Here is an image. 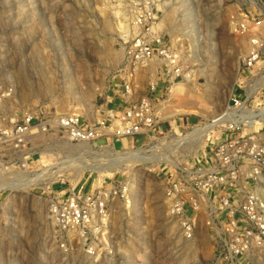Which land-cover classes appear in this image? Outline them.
I'll return each instance as SVG.
<instances>
[{
  "label": "rangeland",
  "instance_id": "374dc122",
  "mask_svg": "<svg viewBox=\"0 0 264 264\" xmlns=\"http://www.w3.org/2000/svg\"><path fill=\"white\" fill-rule=\"evenodd\" d=\"M254 1V11L264 9V0ZM236 2L240 0L169 1L160 30L180 51L191 82H183L182 94L173 93L177 83L171 92L161 93L160 133L92 144L57 141L42 133L33 136L29 159L0 165V264H230L216 262L214 232L204 214L197 216L193 239L183 236L168 212L163 187L172 172L169 157L175 164L202 162L212 144L224 138L223 128L216 126L205 138L194 140L196 133L181 141L215 124L232 95L245 99L254 90L245 111L263 114L244 132L264 143V54L251 73L239 72L250 39L230 32L228 19ZM119 5L128 12L124 0H0L2 114L17 121L40 108L94 123L143 96L152 79L143 73L137 76L134 96H126L128 33L118 30L123 17L112 12ZM113 183L129 185L131 204L110 203L103 228L95 234L81 239L49 221L53 194H88ZM258 189L264 195V182ZM234 264H264V248Z\"/></svg>",
  "mask_w": 264,
  "mask_h": 264
},
{
  "label": "built area",
  "instance_id": "2783aa9c",
  "mask_svg": "<svg viewBox=\"0 0 264 264\" xmlns=\"http://www.w3.org/2000/svg\"><path fill=\"white\" fill-rule=\"evenodd\" d=\"M124 1L131 36H126L124 45V66L130 76L125 92L128 98L134 96L137 76L143 73L152 76L144 95L94 123L79 115H51L40 108L13 121L0 107V165L29 159L31 140L42 133H51L57 141L92 144L107 138H150L161 132V93L185 81L190 73L169 34L158 28L163 1ZM256 4L254 0L236 2L228 19L233 35L250 39L248 55L239 66L242 74L251 73L264 54V9L254 11L251 6ZM251 91L245 99L239 94L231 96L226 111L217 117L223 120L217 126L223 128L224 138L212 144L205 160L175 164L163 187L168 212L186 239L195 235L197 216H206L207 226L214 232L217 263L234 264L264 248V195L258 189L264 180V143L259 136L244 133L249 128L245 106ZM235 134L238 136L233 138ZM128 187L113 183L106 190L88 194H53L48 200V219L62 233H77L81 239L91 231L95 234L103 228L110 203L128 202Z\"/></svg>",
  "mask_w": 264,
  "mask_h": 264
},
{
  "label": "bare ground",
  "instance_id": "6f19581e",
  "mask_svg": "<svg viewBox=\"0 0 264 264\" xmlns=\"http://www.w3.org/2000/svg\"><path fill=\"white\" fill-rule=\"evenodd\" d=\"M120 1V0H119ZM166 0H164V2H163V4L160 6L161 7V9L163 10V13H164V17H163V19H162V21H161V23L158 25V28L160 29V28H162V27H164L165 25H166V21H165V19H166V17L168 16L167 15V7L169 6V1L167 2H165ZM122 3V2H121ZM124 5V4H123ZM165 5V7H163ZM171 5V4H170ZM113 7V6H112ZM111 7V8H112ZM169 8V7H168ZM113 13H114V16L115 17H119V16H122L123 18V21H124V23H121V22H119L118 24H117V28H118V30L119 31H121V30H123V31H125V33H128L129 32V28H128V26H129V24L127 23V20L129 19L128 17H129V15H128V13L125 11V10H123L122 8H121V5H119V7L118 8H115V10H113L112 11ZM170 17V16H169ZM119 19V18H118ZM117 20V19H116ZM118 22V21H117ZM165 24V25H164ZM116 25V24H115ZM122 31V32H123ZM122 34V33H121ZM125 35V34H124ZM126 38V37H125ZM190 76H186V79H185V81L186 82H191L190 81ZM184 82V81H183ZM183 82H181V83H177V84H175L174 85V87H173V93H174V95H177V94H179V93H181L182 94V92L184 91V88H185V84L183 83ZM253 92L254 91H251V94H253ZM262 112L261 113H259V114H256V113H252V114H249L248 115V117H249V120H248V123H247V127H251L252 125H255V124H257V123H259V121H260V119H259V117L260 116H262ZM255 119H257L256 121H254ZM223 122V120L221 119L220 121H219V119H217V118H215V124H221ZM215 124H213L212 126H210V128H207V129H201V130H199L198 132H193V133H191V134H188L187 136H185V137H183V138H181V141H189V138H190V136H193V134H196V133H198L199 135L197 136H195V138H193L194 140L196 139V141L197 140H199V138L201 139V138H205L206 136H205V134L207 133V132H210L214 127H216L217 125H215ZM213 131V130H212ZM212 131L210 132V133H212ZM245 133V132H244ZM248 134V133H247ZM207 135V134H206ZM81 144H87V143H81ZM160 159V158H159ZM162 159V158H161ZM134 161V162H140V160L139 159H137V158H132V159H130V161ZM149 160H153V159H149ZM153 161H155V163L157 164V162H159L160 160H153ZM153 161H151V162H153ZM167 162L168 163H170L172 166H174L175 165V163L170 159V157L167 159ZM167 163V164H168ZM38 180V179H37ZM263 182H264V180H262ZM37 183H36V179L35 180H33V182L31 183V185H36ZM129 188V187H128ZM131 191V190H130ZM127 193H128V190H127ZM129 197H130V195L128 194V202H126L127 204H131V201H130V199H129ZM125 203V204H126ZM128 207H130V206H128Z\"/></svg>",
  "mask_w": 264,
  "mask_h": 264
},
{
  "label": "crops",
  "instance_id": "0c3cea01",
  "mask_svg": "<svg viewBox=\"0 0 264 264\" xmlns=\"http://www.w3.org/2000/svg\"><path fill=\"white\" fill-rule=\"evenodd\" d=\"M240 93H243V92H240Z\"/></svg>",
  "mask_w": 264,
  "mask_h": 264
}]
</instances>
